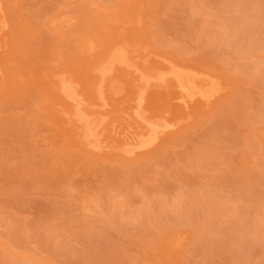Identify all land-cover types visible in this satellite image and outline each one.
I'll use <instances>...</instances> for the list:
<instances>
[{"label":"rangeland","instance_id":"374dc122","mask_svg":"<svg viewBox=\"0 0 264 264\" xmlns=\"http://www.w3.org/2000/svg\"><path fill=\"white\" fill-rule=\"evenodd\" d=\"M95 1L0 0V264H264L260 34L250 49L222 45L236 0ZM117 41L219 76L226 91L183 109L173 89H156L149 109L181 117L174 133L134 158L88 152L49 74L67 71L92 96L89 66ZM245 63L258 73L238 77ZM238 225L250 246L234 243ZM169 231L167 254L157 240Z\"/></svg>","mask_w":264,"mask_h":264},{"label":"bare ground","instance_id":"6f19581e","mask_svg":"<svg viewBox=\"0 0 264 264\" xmlns=\"http://www.w3.org/2000/svg\"><path fill=\"white\" fill-rule=\"evenodd\" d=\"M236 1L240 13L233 20L238 25L232 32V39L222 45L232 48L234 52L250 49L256 44L246 38L254 33L260 34L258 42L264 45V4L254 0ZM90 2L97 5L95 0ZM253 10L260 14L253 16ZM104 12L108 14L106 19L110 22L113 10ZM7 25L9 19L7 23L0 3V32ZM50 25L54 27L55 20H50ZM3 42L0 35V47ZM136 45L117 41L103 49V54L89 66V71L94 74L93 79L88 82L92 96L87 95L80 82L67 71L55 70L49 74L54 89L67 105L61 114L66 122L75 124L74 138L78 146L88 152L114 153L134 158L153 149L164 137L174 133L179 128L181 117L171 120L167 111L154 112L149 109V94L156 89H173L177 94L176 100L183 109L190 108L195 102L208 104L226 91L227 86L219 76L171 61L150 51L141 52ZM150 62L155 63V66L150 65ZM237 70L238 77L258 73L257 66L251 63H245ZM259 177V184L264 192V176ZM263 192L259 191V194ZM206 195L210 199L202 207V212L207 216L212 215L216 207L213 199L215 196L211 193ZM179 217L186 221L198 220L193 212L180 214ZM236 232L234 243L250 246L253 238L248 236V227L238 225ZM172 237L169 231L160 235L157 240V245L163 246L167 254L170 253ZM155 243L156 240L152 241V244ZM19 255L17 257H24Z\"/></svg>","mask_w":264,"mask_h":264}]
</instances>
